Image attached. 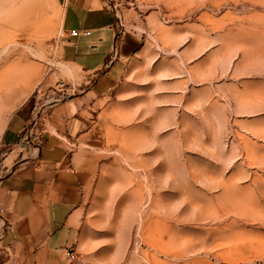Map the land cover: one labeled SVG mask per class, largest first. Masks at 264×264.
I'll return each instance as SVG.
<instances>
[{
    "label": "rangeland",
    "instance_id": "374dc122",
    "mask_svg": "<svg viewBox=\"0 0 264 264\" xmlns=\"http://www.w3.org/2000/svg\"><path fill=\"white\" fill-rule=\"evenodd\" d=\"M156 4L125 116L103 115L85 148L90 245L66 258L264 264V0ZM59 19L54 0H0V99L68 96L42 86L62 66Z\"/></svg>",
    "mask_w": 264,
    "mask_h": 264
},
{
    "label": "crops",
    "instance_id": "0c3cea01",
    "mask_svg": "<svg viewBox=\"0 0 264 264\" xmlns=\"http://www.w3.org/2000/svg\"><path fill=\"white\" fill-rule=\"evenodd\" d=\"M54 1L62 66L42 86L52 92L63 83L58 90L68 96L41 106L40 88L23 100L0 99V208L7 226L0 264H71L66 251L80 255L90 245L88 201L97 167L85 148L103 115L116 109L125 116L121 99L132 63L146 55L149 32L159 25L158 0ZM75 29L90 35H68Z\"/></svg>",
    "mask_w": 264,
    "mask_h": 264
},
{
    "label": "built area",
    "instance_id": "2783aa9c",
    "mask_svg": "<svg viewBox=\"0 0 264 264\" xmlns=\"http://www.w3.org/2000/svg\"><path fill=\"white\" fill-rule=\"evenodd\" d=\"M112 9H113L114 14L116 15V18H117L118 28H123L121 15L119 14L117 5H113ZM79 34L84 35V36L90 35L88 31H78L77 29L71 30L68 32V35L73 36V37L78 36ZM3 214H4V210L2 208H0V234L4 233V231L7 229L6 221L4 219ZM66 257L68 259H73L74 253L71 250H67L66 251Z\"/></svg>",
    "mask_w": 264,
    "mask_h": 264
},
{
    "label": "trees",
    "instance_id": "16d2710c",
    "mask_svg": "<svg viewBox=\"0 0 264 264\" xmlns=\"http://www.w3.org/2000/svg\"><path fill=\"white\" fill-rule=\"evenodd\" d=\"M2 155V152H0V156Z\"/></svg>",
    "mask_w": 264,
    "mask_h": 264
}]
</instances>
